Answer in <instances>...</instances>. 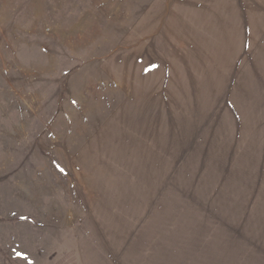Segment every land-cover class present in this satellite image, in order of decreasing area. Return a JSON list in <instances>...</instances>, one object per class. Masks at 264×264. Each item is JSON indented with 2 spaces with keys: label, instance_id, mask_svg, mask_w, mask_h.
I'll return each instance as SVG.
<instances>
[{
  "label": "rangeland",
  "instance_id": "rangeland-1",
  "mask_svg": "<svg viewBox=\"0 0 264 264\" xmlns=\"http://www.w3.org/2000/svg\"><path fill=\"white\" fill-rule=\"evenodd\" d=\"M0 264H264V0H0Z\"/></svg>",
  "mask_w": 264,
  "mask_h": 264
}]
</instances>
